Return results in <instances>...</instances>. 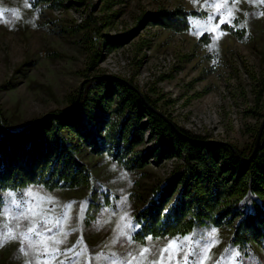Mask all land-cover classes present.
Returning a JSON list of instances; mask_svg holds the SVG:
<instances>
[{"label": "rangeland", "instance_id": "374dc122", "mask_svg": "<svg viewBox=\"0 0 264 264\" xmlns=\"http://www.w3.org/2000/svg\"><path fill=\"white\" fill-rule=\"evenodd\" d=\"M41 3L42 0L32 6L29 0H0V107L11 123L23 124L67 107L81 81L105 73L131 79L143 95L145 92L157 98L159 111L164 110L165 117L168 114L172 122L194 134L238 146L253 140L264 117V0H70L69 4L57 6ZM176 5L205 14L195 15L191 29L185 32L145 17L159 7L171 9ZM221 19L243 27V33L236 36L221 29ZM130 29L135 30L131 36L112 48L102 37ZM92 30L96 32L91 38ZM205 31L209 34L203 38ZM152 141L147 140L145 146ZM80 156L93 177L88 186L55 190L28 186L8 191L24 203L12 204L7 194L0 212V226L10 223L15 228L19 222L23 231L29 222L17 218L32 199L27 195L29 190L37 196L53 197L57 214L64 205L75 202L69 220L62 225L63 231L70 234L65 237L57 228L50 234L63 240L52 245L61 252L52 264L66 259L63 253L73 245L77 251L87 249L76 264H120L125 258L139 257L145 248L149 251L141 264H169V254L162 253L169 241L199 237L212 229L217 232L218 243L210 248L204 264H217L230 248L240 251L245 264H264V248L256 245L254 252L251 247H235L230 240L231 228L226 225H197L185 233L148 236L144 240L132 237L138 227L134 211L182 157L158 161L150 157L146 166L128 170L107 154H96L88 148H82ZM92 186L99 190L96 204L90 203ZM255 197L249 191L241 200L243 212L252 210ZM125 215L128 220L123 224L129 226L121 231L118 226ZM81 238L82 243L77 244ZM20 247L19 240L0 246V264L33 260L32 255L25 257ZM183 255L184 252L175 255L172 264H183ZM98 256L100 261L95 259Z\"/></svg>", "mask_w": 264, "mask_h": 264}, {"label": "trees", "instance_id": "16d2710c", "mask_svg": "<svg viewBox=\"0 0 264 264\" xmlns=\"http://www.w3.org/2000/svg\"><path fill=\"white\" fill-rule=\"evenodd\" d=\"M39 1L29 3L34 6ZM69 1L42 0L41 4L57 6ZM203 12L176 5L159 7L145 17L185 32L191 29V19ZM219 27L236 36L243 33V27L230 22ZM134 31L102 37L112 48ZM206 34L209 32L202 37ZM132 83L114 74L92 75L82 83L77 101L78 89L69 97L67 107L23 124L11 123L0 107V212L8 191L28 186L48 190L88 186L93 177L80 156L82 148L105 153L128 170L146 166L150 157L158 161L177 156L182 157L181 162L152 187L146 201L134 211L138 227L132 237L171 236L211 223L231 228L230 240L239 249L264 248V126L253 152L257 128L253 140L242 146L204 138L173 122L176 129L149 106L160 109L157 98L144 92V99ZM146 132L147 140H153L147 146ZM249 191L256 197L252 210L243 212L241 200ZM89 194L90 203L96 204L99 190L92 186Z\"/></svg>", "mask_w": 264, "mask_h": 264}, {"label": "snow or ice", "instance_id": "6c2138e0", "mask_svg": "<svg viewBox=\"0 0 264 264\" xmlns=\"http://www.w3.org/2000/svg\"><path fill=\"white\" fill-rule=\"evenodd\" d=\"M226 23H229V21L221 19V25ZM213 47H215V44ZM121 176L122 178H127L124 173H122ZM8 195L11 198L10 202L12 204L20 206L24 203L17 200L13 193H9ZM27 195L32 199L27 202L25 207L21 208L20 215L17 219L18 221L27 220L30 226L23 231L20 230L21 225L19 222L16 223L15 228H13L10 223L0 226V246H3V244L8 241L19 240L21 244L19 251L23 253L25 257L29 255L33 256V260H26L25 264H52L56 257L61 255L59 248L53 247L52 245H59L63 243V240L59 239L55 234H50L53 233V228L60 229L65 237L70 234L63 231L62 225L69 220L70 210L75 202L67 203L57 214L53 197L37 196V194L31 190H29ZM37 199L39 203L36 202ZM126 200L127 197H124L123 201ZM2 204L3 202L0 201V206H2ZM47 205H52V207H48ZM83 210L84 207L82 206L81 214ZM11 219L12 217L9 216V220ZM120 219L122 224L118 227H120L122 231L124 227L129 226L123 224L124 221L128 220V217L125 215ZM72 231H75V229ZM81 243L82 238L77 241V244ZM216 243H218L217 232L215 229H212L209 233L201 234L199 237L185 236L183 240L179 238L171 240L168 245L162 249V253L167 252L169 254V264H172L173 257L181 252H184L183 264H204L208 258L210 248ZM86 251V247L77 251L76 245H73L72 248L64 251L63 255L66 259L60 260L59 264H76L79 257L84 255ZM148 251L149 249L145 248L141 251L139 257L125 258L120 264H141L145 253ZM102 255L103 254H101V256ZM95 259L100 261V256ZM161 259L163 260V255ZM238 260L240 264H245L243 257L240 255V251L230 248L225 250V254L221 256L217 264H236ZM113 264H115V262H113ZM176 264H180V261H176Z\"/></svg>", "mask_w": 264, "mask_h": 264}, {"label": "water", "instance_id": "95a60500", "mask_svg": "<svg viewBox=\"0 0 264 264\" xmlns=\"http://www.w3.org/2000/svg\"><path fill=\"white\" fill-rule=\"evenodd\" d=\"M84 82L81 81L80 84H79V88H78V92H77V97H76V101L79 99V95H80V91H81V86H82V83ZM131 87H133V89H135L136 91L139 92V94L145 99L143 93L141 92V90L139 88H137L135 85L133 84H130ZM148 103V102H147ZM149 106L154 109L156 112H158L160 115L164 116L163 113H161V111H159V109L155 108L153 105L149 104ZM165 119L167 121H169L171 123V125H173V127L176 128V125L170 120L168 119L167 117H165ZM263 126H264V117L262 118L261 122L259 123V126H258V129H257V133H256V136H255V139H254V146H253V149H252V152L255 150L259 140H260V137H261V133H262V129H263ZM177 129V128H176ZM251 152V154H252Z\"/></svg>", "mask_w": 264, "mask_h": 264}]
</instances>
